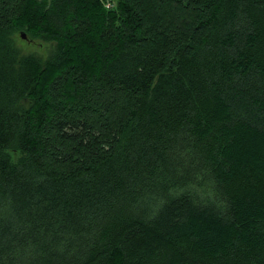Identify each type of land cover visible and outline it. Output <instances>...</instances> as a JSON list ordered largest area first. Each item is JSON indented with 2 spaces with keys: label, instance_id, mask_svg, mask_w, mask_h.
Here are the masks:
<instances>
[{
  "label": "trees",
  "instance_id": "16d2710c",
  "mask_svg": "<svg viewBox=\"0 0 264 264\" xmlns=\"http://www.w3.org/2000/svg\"><path fill=\"white\" fill-rule=\"evenodd\" d=\"M0 264H264V0H0Z\"/></svg>",
  "mask_w": 264,
  "mask_h": 264
},
{
  "label": "rangeland",
  "instance_id": "374dc122",
  "mask_svg": "<svg viewBox=\"0 0 264 264\" xmlns=\"http://www.w3.org/2000/svg\"><path fill=\"white\" fill-rule=\"evenodd\" d=\"M13 43L21 53H34L41 56L43 59L48 57V55L54 50L55 45V42L52 41L44 42L40 40H30L27 37L22 38L20 32H16L13 36ZM18 155L19 153L11 154V158L16 160Z\"/></svg>",
  "mask_w": 264,
  "mask_h": 264
},
{
  "label": "water",
  "instance_id": "95a60500",
  "mask_svg": "<svg viewBox=\"0 0 264 264\" xmlns=\"http://www.w3.org/2000/svg\"><path fill=\"white\" fill-rule=\"evenodd\" d=\"M20 35H21L22 38L26 37L24 32H21Z\"/></svg>",
  "mask_w": 264,
  "mask_h": 264
}]
</instances>
